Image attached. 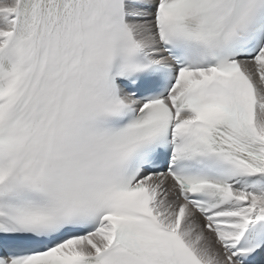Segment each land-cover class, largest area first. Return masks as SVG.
<instances>
[{
	"label": "snow or ice",
	"instance_id": "snow-or-ice-1",
	"mask_svg": "<svg viewBox=\"0 0 264 264\" xmlns=\"http://www.w3.org/2000/svg\"><path fill=\"white\" fill-rule=\"evenodd\" d=\"M0 264H264V0H0Z\"/></svg>",
	"mask_w": 264,
	"mask_h": 264
}]
</instances>
